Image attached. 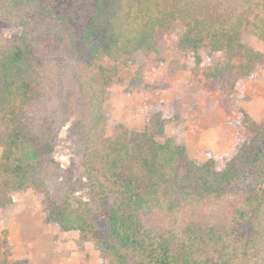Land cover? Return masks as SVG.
I'll use <instances>...</instances> for the list:
<instances>
[{
	"label": "trees",
	"instance_id": "obj_1",
	"mask_svg": "<svg viewBox=\"0 0 264 264\" xmlns=\"http://www.w3.org/2000/svg\"><path fill=\"white\" fill-rule=\"evenodd\" d=\"M0 19L19 26L0 35L2 214L16 191L33 188L45 220L78 230L79 246L91 241L102 264H247L264 210V121L244 113L252 137L199 163L168 132L181 115L165 99L148 104L141 130L111 124L107 99L135 53L154 56V72L167 43L186 70L247 80L264 63V0H0ZM41 31L56 35L77 93L79 174L56 157L72 95L58 58L35 38ZM148 86L138 68L128 91ZM84 186L89 198L74 207Z\"/></svg>",
	"mask_w": 264,
	"mask_h": 264
},
{
	"label": "rangeland",
	"instance_id": "obj_2",
	"mask_svg": "<svg viewBox=\"0 0 264 264\" xmlns=\"http://www.w3.org/2000/svg\"><path fill=\"white\" fill-rule=\"evenodd\" d=\"M19 26L0 19V35L16 36ZM53 33L41 31L36 39L51 48L58 58L64 85L72 95L70 120L64 127L56 146V157L64 167H72L79 174L82 164L83 143L71 134L73 119L79 114V103L70 67L60 66L63 56L51 41ZM264 51V41L258 43ZM171 45L163 46L167 58L157 65L154 72L147 67L154 56L135 53L123 70L124 83L110 87L107 106L111 110V124L124 123L130 130H141L146 125V111L149 103L165 99L180 113V120L168 126V132L180 144L187 147L192 159L202 163L209 155L220 158L227 154L237 136L252 137L248 114L257 124L264 121V63L257 64L247 80L237 82L231 73L221 81L206 78L202 71L186 70L180 64L171 62L174 53ZM172 52V53H171ZM138 68L149 82L148 87H132L129 80ZM3 161L0 147V162ZM89 198L84 186L72 196V205L79 206L80 200ZM44 196L33 188L18 190L14 203L8 211L0 212V264H12L15 260H27V264H102L99 249L88 241L79 246L78 230L62 231L55 223L45 219ZM251 254L247 264H264V210L260 215ZM129 264H144L131 259Z\"/></svg>",
	"mask_w": 264,
	"mask_h": 264
}]
</instances>
